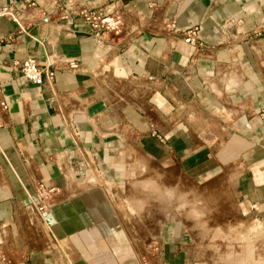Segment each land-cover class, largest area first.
<instances>
[{"label":"crops","instance_id":"0c3cea01","mask_svg":"<svg viewBox=\"0 0 264 264\" xmlns=\"http://www.w3.org/2000/svg\"><path fill=\"white\" fill-rule=\"evenodd\" d=\"M33 1L23 13L24 0H0L6 256L210 264L198 245L209 232L188 210L178 218L181 207L215 200L224 222L264 223V0ZM83 7L121 12L123 33L98 41L77 15ZM230 18L242 23L225 28ZM195 28L198 45L184 40ZM28 58L43 69L41 85L16 66ZM41 185L53 224L36 210Z\"/></svg>","mask_w":264,"mask_h":264},{"label":"rangeland","instance_id":"374dc122","mask_svg":"<svg viewBox=\"0 0 264 264\" xmlns=\"http://www.w3.org/2000/svg\"><path fill=\"white\" fill-rule=\"evenodd\" d=\"M186 210L193 214L192 218L201 221L193 224L195 227L209 232V237L205 240L198 239V245L205 249L201 260L210 264H264L263 222H253L251 219L224 222L223 213L226 211L215 200L208 201L204 206H183L177 212L178 218H185ZM157 256L139 254L140 264H145L144 258L147 259V264H154ZM0 264L15 262L0 250Z\"/></svg>","mask_w":264,"mask_h":264},{"label":"built area","instance_id":"2783aa9c","mask_svg":"<svg viewBox=\"0 0 264 264\" xmlns=\"http://www.w3.org/2000/svg\"><path fill=\"white\" fill-rule=\"evenodd\" d=\"M37 6V3L33 0H24L22 5L23 13L29 11L30 9ZM77 15L83 20V22L89 28V34L95 37L98 41L104 40L105 35L112 34H121L125 29V20L121 12L115 10H104V9H89V8H80L77 11ZM5 16V13L2 11L0 6V20ZM69 14L63 12L62 18H68ZM241 20H236L233 18L227 19L224 27L227 28L234 24H241ZM198 30L192 29L185 31V41L194 45L200 44L197 40ZM255 35H259L258 31L254 32ZM60 62L63 67L69 70H77L80 66V63L77 59L74 58H61ZM16 66L19 67L21 73L26 78V80L36 84L41 85L43 83V69L37 62L35 58H28L23 62L16 63ZM50 78L54 77V72H50ZM0 107L7 109L8 103L5 100L0 101ZM51 191V190H50ZM49 191L44 185L39 187V192L37 195L36 201V210L37 213L42 217L46 213H50L51 205L47 203ZM45 218V217H44ZM46 220V219H45ZM47 221V220H46ZM144 263L147 264V259L144 258Z\"/></svg>","mask_w":264,"mask_h":264},{"label":"water","instance_id":"95a60500","mask_svg":"<svg viewBox=\"0 0 264 264\" xmlns=\"http://www.w3.org/2000/svg\"><path fill=\"white\" fill-rule=\"evenodd\" d=\"M44 217H45V219L47 220V222H48L49 224H53V223H54V219H53V215H52V213H46V214L44 215Z\"/></svg>","mask_w":264,"mask_h":264}]
</instances>
